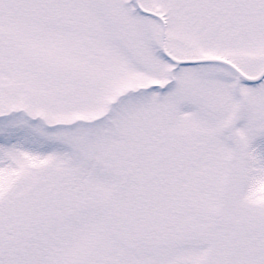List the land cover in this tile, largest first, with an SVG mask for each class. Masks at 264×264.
<instances>
[{
    "label": "snow or ice",
    "instance_id": "obj_1",
    "mask_svg": "<svg viewBox=\"0 0 264 264\" xmlns=\"http://www.w3.org/2000/svg\"><path fill=\"white\" fill-rule=\"evenodd\" d=\"M0 264H264V0H0Z\"/></svg>",
    "mask_w": 264,
    "mask_h": 264
}]
</instances>
